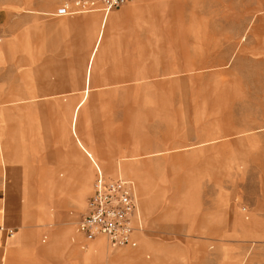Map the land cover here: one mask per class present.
Segmentation results:
<instances>
[{
  "label": "rangeland",
  "instance_id": "1",
  "mask_svg": "<svg viewBox=\"0 0 264 264\" xmlns=\"http://www.w3.org/2000/svg\"><path fill=\"white\" fill-rule=\"evenodd\" d=\"M63 1L0 0V45L16 49L3 70L10 65L14 76L0 77L1 124L11 129L2 136L3 170L23 172L21 212L11 221L20 218L47 246L54 226L70 225L51 244L61 248L60 264L87 249L88 264L136 250L150 262L161 248L171 253L157 264H264V0H147L111 29L89 86L95 35L83 21L92 12L51 16ZM78 115L82 152L69 132ZM87 158L107 178L134 182L136 247L111 249L76 232L95 177ZM124 160L128 175L106 168Z\"/></svg>",
  "mask_w": 264,
  "mask_h": 264
},
{
  "label": "crops",
  "instance_id": "2",
  "mask_svg": "<svg viewBox=\"0 0 264 264\" xmlns=\"http://www.w3.org/2000/svg\"><path fill=\"white\" fill-rule=\"evenodd\" d=\"M146 2L147 0H135L133 2L135 3L133 6L128 7L120 12H112L113 11L112 10L106 16H104L100 12L102 14V17H99V15L96 12H92V14L89 15L83 21L84 30L86 34L89 36V38H90L91 31H93L95 35V40H94L92 49L85 63L84 84L88 86L90 84L91 76L94 70V64L97 61L98 53L103 48L104 43L107 44L106 46L108 48L111 47V42H112L111 29L114 27V25L119 24L123 19L131 18L135 16L137 13L144 11V8L146 7ZM54 12L51 13V16L61 17V16H56ZM68 16H71V15H68ZM5 20L7 19L5 15L2 13V11L0 10V26L4 23ZM48 26L49 28H55L58 30L62 29L64 31L70 28L68 25L64 23L58 24L55 22L49 23ZM7 43H8V47L6 46V48L4 45H0V77H5V78L10 75L14 76V68L11 67L10 65L7 66L8 69L6 70V72L3 70H4V64L6 62L7 63L10 62L12 54L16 51L14 45H13L14 49L11 48V45H12L11 42H7ZM21 51L29 55V47H28L27 40L22 43ZM89 92H90V88L86 95V100L89 96ZM78 120H79V115H78V119L76 123V133H75L71 126V117H70L69 132L73 138L75 146L77 147L79 151L82 152L81 150L82 148L79 146V141H81L82 143L84 142H83V139L77 133ZM10 130L11 129L9 127L5 129L4 125L1 124V115H0V155L2 157L1 166H0V264H60L62 262L61 261L62 259L61 248L58 246H53L51 244L55 242L54 240L56 239V237L59 240L64 238L67 235V232L69 231L70 225H67L66 227H63V228L54 226L55 229H53L52 235L53 237H55V239H51V242L49 243L50 245L47 246V245H40L38 243L35 234L29 231L30 230L29 227L22 225V222H20V218L18 222L11 221V217L9 213L15 214L17 212H21L22 193H21V184L18 181L22 180L23 172L11 171V172L4 174L3 167H5L6 159L4 158L3 150L1 148L3 144L2 136H3L4 131H10ZM84 154L86 155L85 152ZM102 155L103 157L106 156V158L111 157L110 154L104 151H102ZM87 159L89 160L91 165L96 164L101 169V167L99 166L97 162L91 161L89 158ZM112 165H114L112 167H116V172L115 170L113 171V169L112 170L110 169L109 171L111 173H114V174L116 173L117 175H128V174H124L121 172V170L119 169L118 163L113 162ZM86 170H89L88 167L86 168ZM86 170L84 169L82 174H85ZM136 178L140 179V177H136ZM4 180H7V182L4 183ZM56 185L58 189L61 186L59 182H56ZM85 208H86V205H85ZM85 208H84V212H85ZM45 210H47V204L46 206L45 204L42 205V207L40 208V211L42 213ZM34 225L39 226L41 225V223H36ZM49 226L51 227L52 225H49ZM78 234L81 235L80 233ZM81 236L84 239L83 235ZM96 239H103V238L97 237ZM42 241L45 242V240H42ZM81 247H83V244L81 245ZM88 253H89V249H87L82 254L81 258H78L77 261L72 262V264H88L89 260L91 259L90 257L93 254L91 253L86 258V255ZM169 253H171V250L169 249H162V248L157 249L154 260L150 262H142L137 250L136 251H122L112 256L109 259V261L111 264H131L137 261L138 262L140 261L142 264H157L156 261H158V259H162L163 257L169 255ZM100 254L104 255L103 250L100 251ZM51 256L54 257V262L53 260L51 261L50 259Z\"/></svg>",
  "mask_w": 264,
  "mask_h": 264
},
{
  "label": "built area",
  "instance_id": "3",
  "mask_svg": "<svg viewBox=\"0 0 264 264\" xmlns=\"http://www.w3.org/2000/svg\"><path fill=\"white\" fill-rule=\"evenodd\" d=\"M130 0H65L56 8V16L101 12L106 16ZM2 37L0 36V42ZM93 191L76 230L87 241L102 237L109 248L136 247L142 231L135 184L123 177L107 178L94 164Z\"/></svg>",
  "mask_w": 264,
  "mask_h": 264
},
{
  "label": "bare ground",
  "instance_id": "4",
  "mask_svg": "<svg viewBox=\"0 0 264 264\" xmlns=\"http://www.w3.org/2000/svg\"><path fill=\"white\" fill-rule=\"evenodd\" d=\"M109 18V17H108ZM79 146L82 147V142L79 141ZM124 162V163H122ZM113 162H110L109 164H107L108 166L106 167L108 169V171L111 169H113V171L115 170L116 172V167H112L114 165H112ZM121 164H124V165H127L129 167V170L133 171L132 170V167H131V164L127 161V160H124V161H121L119 162V169H123V168H120ZM125 172H126V167H125ZM87 176H83V179L81 180V185L83 187V190L86 189L88 187V183L90 181V177L88 175V172L86 173ZM88 182V183H87ZM91 254V250L89 249V253L86 255V258ZM135 260V259H134Z\"/></svg>",
  "mask_w": 264,
  "mask_h": 264
}]
</instances>
